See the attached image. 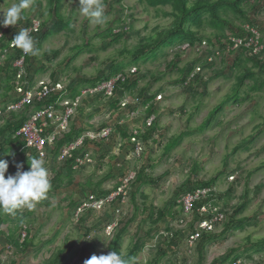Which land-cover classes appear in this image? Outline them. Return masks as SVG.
Instances as JSON below:
<instances>
[{"label": "rangeland", "instance_id": "374dc122", "mask_svg": "<svg viewBox=\"0 0 264 264\" xmlns=\"http://www.w3.org/2000/svg\"><path fill=\"white\" fill-rule=\"evenodd\" d=\"M18 2L19 0H3L0 4V17H3L10 6ZM104 3L107 18L104 24L96 25L79 12V0H71V4L69 0H61L59 11L68 21V27L47 37L38 48L39 54L33 60V68H38L37 66L40 65L43 72H37L33 79L49 78L51 72L56 76V80L63 83L82 78H93L101 71L107 75L109 71L107 66L111 61L125 63L126 70L132 67L137 68L138 83L135 93L144 87L145 95H158L155 100L158 120V133L155 139L158 143L145 144L144 155L129 162L131 169H138L147 162L146 159L149 158L151 161L152 168L149 173L157 181L155 185L140 188L143 196L147 197L148 201L157 208H168L171 199L175 198L173 194L176 189L188 177H192L189 169L193 161L198 166L197 179L206 180L216 177L213 188L217 192L224 193L228 187L231 188L229 198L223 196L221 199V202L227 204L229 212H231V207L242 201V193L246 190L247 206L236 218L256 215L255 220L251 219L243 230H232L224 238H218L208 244L204 249L202 264H210L215 259L222 262V258L229 253L230 249L237 250L239 257L236 264L237 262L241 264L254 262L250 259L258 253L244 252L243 249H248L249 243L264 238V89L256 90V92L248 91L249 94L244 92L246 94L244 99L242 95L234 94L233 97H236L238 103H222L226 95L233 94L231 89L239 73V70L230 67L231 62L226 63L225 61L219 74L218 72L210 73L206 67L200 69L199 73L205 77L207 82L195 88L196 92L190 93L184 90L175 82L180 77L178 69L187 67L198 57L196 51L183 50L185 42L164 47L150 57L142 56L137 59L136 64H132L133 62L128 59L129 55L123 54V51H132L139 39L145 36L153 38L158 30L170 25L173 19L170 15H163V12L147 7L142 0H107ZM162 10L170 11V8L164 7ZM28 11L38 20L47 18L46 0H33ZM258 12L259 17L251 16V20L256 25H263L264 28V13L262 14L260 10ZM52 21L53 19L48 20L49 23ZM197 28L198 26L190 24V29ZM202 29L206 34L210 32L207 28ZM109 31L112 34L121 31L125 35L115 42L114 36L106 37ZM81 46L80 50L77 49ZM50 51L56 52V55L50 56ZM236 54L237 52L232 53L230 58ZM172 61L176 62L174 67L170 64ZM255 78L260 83H264V70ZM249 81L246 82L251 84V80ZM242 89L245 90V87ZM134 101L136 102L135 99ZM220 104L222 107L226 106L223 113L217 114L204 129H199L198 126L205 120L208 113ZM105 105L103 100H98L95 104L84 106L80 114V125L82 127L92 125L96 128L104 122L112 121L106 113ZM138 107L141 108V105L138 104ZM85 117L87 120H82ZM182 131L190 132L189 136H186L168 156H162V146L166 140ZM249 137L250 142L242 145V149L235 151L236 145L242 139L249 140ZM115 145L113 141L109 149L101 148L103 152L105 151L102 156L99 153L101 150L92 151L90 149L89 153L91 152L94 163L86 164L83 170L75 175L74 183L60 189L57 195L48 198V205H43L41 202L35 204L32 208L34 215L29 218L31 219L30 226L33 228V246L26 252H12L9 249L1 251L0 264H6L9 260H13L14 264H46L48 257L56 247L66 248L67 245L71 246L66 250L74 253L73 259H68L67 264H84V261L92 255H107L110 252L108 249L109 234L104 232L103 228L107 221L105 215L110 214L109 210L105 207L100 214L95 212L85 215L86 221L80 225L74 221V218H71L67 201L70 196H72V201L78 202L82 199L83 196L76 187L77 183L95 182L100 175L113 168L114 155L111 151ZM121 153L125 154V150ZM49 161L45 159L44 164L49 172V179H51L54 172L50 168L52 162ZM53 165L55 168L61 167ZM230 177L232 180H229ZM113 183L114 179L109 178L105 185L111 186ZM176 208L171 207V212L177 210ZM131 213L132 207L127 202L116 217L125 221ZM100 219H104V223L100 222ZM228 220L229 218H226V222ZM168 223L173 229L182 227L176 224L175 217L164 219L156 229L157 231L152 232L153 239L147 241V245L137 256L138 264H147V261L151 259L153 254L150 248L155 250L158 241L156 238ZM148 226L149 221L144 219L143 215L138 214L123 238L121 252L126 253L129 244L135 238L136 230L139 231L140 236H143ZM82 228H88L94 232V241L92 239L89 242L81 240ZM0 229L5 231V226L0 225ZM221 229L218 228L215 233L218 234ZM194 250L180 240L178 244L172 246V250L167 252L159 264H196L197 254ZM262 255V260H264V253ZM258 256L260 255L253 256V259L257 260Z\"/></svg>", "mask_w": 264, "mask_h": 264}, {"label": "trees", "instance_id": "16d2710c", "mask_svg": "<svg viewBox=\"0 0 264 264\" xmlns=\"http://www.w3.org/2000/svg\"><path fill=\"white\" fill-rule=\"evenodd\" d=\"M3 0H0V4ZM107 1V0H106ZM104 1V2H106ZM145 5L149 8H152L158 12H163V15H170L172 21L170 25L165 27L162 30H158L153 38L143 37L139 39L137 46L132 51L124 50L123 54H128V59L132 61V64H136L137 59L142 56H152L158 50L172 46L178 43H189L190 46L200 45L202 41L206 43L205 52L207 56L200 52L197 53L198 57L195 61L191 62L187 67H181L178 69L179 79L175 82L180 86H183V82L187 81L190 73L194 71L195 68L206 67L214 74L219 69V65H224L225 61L231 62L230 67L232 69L236 68L239 70L238 75L235 77V85L231 89L233 94H229L222 100V103H238L236 97H233L234 94L242 95V99L246 98V92L256 90L261 91L264 89V83L256 80V76L262 73L264 70V59L262 55L264 54V32L261 29V26H257L252 22L251 16L259 17V10L264 11V0H142ZM47 2V11L46 16L42 20H39V30L32 37L35 40L36 48H40L43 41L50 36L55 35L61 29H67L68 21L60 14V3L61 0H46ZM105 4V3H104ZM169 7L170 11H163L162 8ZM31 10V9H30ZM37 17L30 14L28 9L24 10V18L20 20L16 26H9L7 29L3 28V17H0V32H2L0 38V50L6 48L9 44V40L14 38L15 35L21 30L25 25H30L32 19ZM53 19L52 23H49L48 20ZM49 23V24H48ZM198 26L197 29H190V24ZM264 23V21H263ZM48 24V25H47ZM204 26V27H203ZM246 26L249 28H256L259 33L258 43L262 45V49L258 51L257 54L252 55L251 49L241 46L235 50H230L233 46L232 38H240L242 40L254 37ZM202 28H207L210 30L206 34L205 30ZM158 29V27H154ZM125 35L124 32L118 31V33L112 34L110 31L106 35L114 36L115 42L122 39ZM84 47V46H83ZM81 47H77L80 50ZM237 52L236 56L230 58L232 53ZM50 56L54 57L56 52H52ZM43 54L47 55L43 52ZM126 54V55H127ZM151 54V55H150ZM22 55V51L16 47L8 49V54L3 65L0 66V109H4L6 104L9 102H16L18 97L13 94L14 85L13 77L15 74V68L12 67L11 62L14 59L19 58ZM208 56L211 57V61H208ZM177 59V56L174 55ZM37 56H24V62L27 66V70L31 77L37 75V72H43V69L39 66L38 68H33V60ZM171 66H175L176 62L172 61ZM125 63L111 61L107 66L109 69L108 74L105 75L103 71L97 74L93 78H82L77 80H71L68 82L67 91L68 96L72 97L78 94L80 87L83 86H94L102 80H108L111 77H115L118 74L125 75L126 69ZM125 69V70H124ZM137 69V68H136ZM138 70V69H137ZM254 70H258L255 72ZM212 74V75H213ZM138 71L129 78H126L124 81L117 80L114 84V89L112 96L104 98L101 95H95L88 101H83L82 105L77 109L76 114H80L84 106L88 104H95L98 100H103L107 108L106 113L109 114L112 121L111 123H102L100 127L94 128L92 125H80L78 122L76 114H74L69 120V127L66 133L58 136L52 147L47 148L49 155L46 159L52 162L51 170L54 172L53 176L50 179L51 189L47 194V197L39 202L43 205L49 204V199L51 196L57 195L60 189L70 186L74 183L75 175L83 170L85 165L78 166V168H73L75 159L77 157H83L84 154H88L90 162L93 160L90 149L92 151L101 150L105 148L107 150L110 148V144L115 141L117 151L114 152V147H112L111 153L114 155V163H112L111 170L104 172L100 175L95 182L85 181L77 183L78 191L82 194V199L77 201H72L69 197L67 201V206L70 211L71 218L74 217L75 211L84 203L90 201H99L103 200L102 208L96 210L93 207H84L78 220L77 224L83 225L86 221V216L90 213L100 214L105 207L109 210L110 214H106L105 218L107 221L104 223V219H100V222H103V228L114 222L113 228L110 230L109 234V251H117L120 253L122 258L125 260L132 259V264H138L136 262L137 256L143 251L144 247L147 245V241L153 239L152 232H156L159 228V224L164 219H173L177 221L176 224L181 226L179 223V218L186 220L191 218V221L182 225L181 229H173L172 227L166 224L163 227V231H160L158 238H156L157 243L155 245V250H152L151 259L147 261V264H159L161 260L167 255V252L172 250V246L178 244L182 240L186 245V235L195 228L197 221L203 217L209 216L210 213L208 210L207 213L201 212L200 209L203 204L208 201L213 206L218 208V211L222 213L223 220L221 222V231L216 234L215 232L202 233L199 239L196 241V244L192 247L196 250L197 262L196 264H202L204 249L205 247L217 240L218 238H224L227 233H230L232 230H243L245 225H248L251 219L255 220L256 215L249 217H244L237 219V215L245 209L247 206V191L244 190L242 193V201L239 204H235L231 207V212H229L226 207L227 204L221 202V199L224 197L229 198L232 190L228 187L224 193L217 192L214 190V185L216 183V177L208 178L206 180L197 179L196 171L198 169L197 163L193 161L190 170L192 177H188L179 188L176 189L173 196L174 199H171V204L166 209H161L153 206L147 197L143 196V193L140 191L142 186L146 185H155L157 179H154L149 171L152 168L150 159H146L147 162L141 165L138 169H131L129 167L130 161H135L144 155V145H148L149 142L157 144L158 141L155 139L156 134L158 133V120L156 116V106L153 102L156 95H145L146 89L141 87L135 93V87L137 86ZM210 75V76H212ZM53 80L56 79V76L53 72L49 75ZM251 80V84H248ZM195 84H206V81L203 80L201 73H196L194 77L188 81L187 86L184 87V90L189 91L190 93L196 92ZM245 87V90L242 88ZM245 92V93H244ZM245 94V95H244ZM249 94V93H248ZM130 98V100H129ZM126 99L127 103L124 107L120 106V102ZM136 100V102L134 101ZM236 99V100H235ZM55 100V97L50 98L48 101ZM141 105V108L138 107V104ZM41 104H29L21 108V110L16 112H9L4 116L3 123L0 125V159L6 160L9 164L8 170L5 173L7 175L10 172H17L16 165H21V169L27 171L29 169L28 160L36 158L35 152L31 149L24 146V142L19 136H14L15 132L22 126L28 116L40 108ZM222 104L215 106L207 115L205 120L201 122L198 126L199 129H204L208 126L212 120L219 114L223 109ZM81 109V110H80ZM156 110V111H155ZM136 111V115L131 116L130 113ZM153 116L154 119L149 126H146L145 119L147 117ZM87 117V116H86ZM87 118H90L91 116ZM81 121V120H80ZM115 122V124H114ZM87 124V123H86ZM87 126V127H86ZM105 127H111V132L106 139L95 138L93 140L85 137L82 141V145L71 152V157H65L60 161H57V156L60 152V149L79 137L87 130L98 131ZM190 132L182 131L174 136H171L164 145L162 146V156H168L175 148H177L183 139L186 136H189ZM252 139V137H251ZM110 141V142H109ZM249 140L242 139V141L236 145L234 148L235 151L239 150L242 145H246ZM139 144L140 153L138 156H132L135 145ZM21 149L20 151H18ZM242 149V148H241ZM125 150V154L121 152ZM110 151V150H108ZM102 156V150L99 151ZM121 153V155H120ZM17 158V159H16ZM49 161V162H50ZM120 162V165L117 163ZM53 164H56L58 168H55ZM90 164V163H88ZM133 173V177L128 180L125 187V201L122 202L123 194L118 193L110 201H105L108 196L112 193L117 192L120 186L123 183V180L130 174ZM109 178L114 179V183L111 186L105 185ZM195 178V179H194ZM209 189L208 197L197 200L194 203V207L191 213L187 216L183 215L181 212V203L179 199L186 194L192 193L197 189ZM144 197V198H142ZM49 198V199H48ZM142 199V200H141ZM129 202L132 207V213L129 218L125 221L117 219L116 215L119 214L122 207ZM177 207V210L171 212V207ZM34 210L23 208L17 212L13 217L11 215L0 212V225L5 226V231L0 229V252L5 250H10L12 252H26V250L33 246V228L30 226V216L33 214ZM143 215V218L149 221V226L144 231L143 236H140L139 231H135V238L129 244L126 253L121 252V247L123 244V238L127 233L129 225L135 220L137 215ZM230 214V216H228ZM226 218L229 220L226 222ZM162 220V221H161ZM28 224V225H27ZM9 225V226H8ZM25 226V237L21 238L22 227ZM82 241L89 242L91 239H94V232H91L88 228H82ZM103 230V229H102ZM55 236V235H54ZM94 241V240H93ZM92 242V241H91ZM71 246V245H70ZM70 246L67 245L66 248H55V251L51 253L48 257L46 264H67L70 259H73V252H68L66 249ZM248 249L244 252L250 253H260L264 252V238L258 239L254 243L248 244ZM194 250V251H195ZM238 254L236 249H230L229 253L222 258V262H219L217 259L212 261L210 264H235L238 259ZM249 258V256H248ZM69 259V260H68ZM262 258L258 261L257 264H263ZM3 262V261H2ZM78 263V262H77ZM6 264H14L13 260H9Z\"/></svg>", "mask_w": 264, "mask_h": 264}, {"label": "built area", "instance_id": "2783aa9c", "mask_svg": "<svg viewBox=\"0 0 264 264\" xmlns=\"http://www.w3.org/2000/svg\"><path fill=\"white\" fill-rule=\"evenodd\" d=\"M9 26H3L2 29H7ZM22 28H27L29 30V34L33 36L39 30V20L32 19L30 25H25ZM254 37L242 40L240 38H232L233 46L230 50H235L241 46L245 48L251 49L252 55L258 53L261 50L262 45L258 43V38H260L258 31L256 28H249L246 26ZM2 32H0L1 38ZM13 40L11 38L9 40V44L6 48L0 50V66L4 64L8 49L13 48L10 42ZM206 43L202 41L200 45H194L192 49L197 53L204 52L205 56L207 53L205 52ZM189 44H185L183 49H190ZM25 54L22 52V55L14 59L11 62L13 68H15V74L13 77V85H14V92L13 94L18 97L16 102H9L6 104L4 109H0V125L3 123L4 116L9 112H16L21 110V108L25 105L29 104H41L40 108H38L35 112H33L30 116L27 117L25 122L22 126L15 132L14 136H19L22 141L24 142V146L26 148L31 149L35 152L36 156L43 161L49 155L47 148L52 147L55 139L66 133L69 127V120L70 118L76 114L77 109L82 105L83 101H88L95 95H101L104 98H108L112 96V92L114 89V84L117 80L121 82L125 80L126 75L118 74L115 77H112L108 80H102L99 83L95 84L94 86H83L80 87L79 92L75 96H68L67 85L68 83H63L60 80H53L51 77L49 78H42V79H33L31 77L27 66L24 62ZM208 61H211V57L208 56ZM134 69L130 70V73H133ZM200 72V68H195L192 73L185 81V85H187L188 81L191 80L196 73ZM55 97V100L51 102L48 101L50 98ZM158 98V96H157ZM127 103L126 99H123L120 102V106L124 107ZM131 116L136 115V111H132L130 113ZM153 120V117H149L145 119L146 126H149ZM110 133V128L105 127L98 131L87 130L83 136L79 137L75 141L64 145L57 156V161L62 160L65 157H71V152L80 147L82 145V141L85 137L93 140L95 138L98 139H106ZM19 149L18 151H20ZM140 153V146L137 143L133 152L131 153L132 156H138ZM90 162L88 158V154H84L83 157H77L75 159L73 168H78V166L85 165ZM21 171H25L20 169ZM16 172H10L5 177L9 175H15ZM133 177V173H130L124 180L120 188L117 192L112 193L108 196L105 201H110L115 195L118 193L123 194L122 202L125 201V187L128 180ZM232 178V177H230ZM209 189H197L192 193L184 194L181 199H179V203H181V212L183 215L187 216L193 210V205L197 200L205 199L208 197ZM103 200L99 201H90L88 203H84L78 207V209L74 213V221H77L81 210L84 207H93L96 210H100L102 208ZM209 211L210 215L203 217L199 221L196 222L195 228L193 231L187 233L186 235V245L187 247L191 248L195 245L197 239L200 237L202 233L211 232L221 224L223 220V215L221 212L218 211V208L213 206L211 203L206 201L205 204L201 207L200 211L207 213ZM179 223L185 225L191 218L189 219H182L179 218ZM181 225V226H182ZM111 226H108L109 229ZM25 237V226L22 227L21 231V238L22 240ZM237 264H241L237 262ZM244 264V263H243Z\"/></svg>", "mask_w": 264, "mask_h": 264}, {"label": "clouds", "instance_id": "9594fccd", "mask_svg": "<svg viewBox=\"0 0 264 264\" xmlns=\"http://www.w3.org/2000/svg\"><path fill=\"white\" fill-rule=\"evenodd\" d=\"M69 2L71 4V0H69ZM32 3L33 0H19L18 3L10 6L3 15V26H16L17 23L24 18V10L30 8ZM79 5V12L84 17L88 18L91 23H94L96 25H102L105 23L107 17L103 0H79ZM10 44L20 49L25 55L37 56L39 54V49L35 46V40L29 34V30L27 28H21V30L10 42ZM190 47V49L183 50L194 51L192 49V46ZM131 69H134L133 73H130ZM136 71L137 69L134 67L127 69L125 72L126 78L134 75ZM203 80H206L205 77H203ZM184 83L185 82H183V86L186 87L187 85H185ZM200 85L195 84L196 88H198ZM157 96L158 95H156L155 99L153 100L155 106L157 105V103H155V100H157ZM109 128L111 132V127ZM114 150L117 151V148H115ZM89 163L93 164L94 160ZM117 163L120 165V162ZM28 165L29 169L27 171H21L20 169L22 166L16 165L17 172L15 173V175H9L6 178L5 173L8 170L9 164L6 160L0 159V212L14 217L19 210L23 208L32 209L35 207V204L37 202L47 197V194L51 189V183L49 179V172L45 167L44 161L36 157L32 158L30 162L28 160ZM229 180H232V178H229ZM115 221L104 227V232H107L108 234L113 228ZM108 226L111 227L108 229ZM218 228H221V224L215 227V229L211 232H216ZM263 253L264 252L255 254L260 255L258 256L257 260L253 259V256H255L253 255L250 260H253L254 262H249L248 264H257L258 261L263 257ZM132 259L125 260L124 258H122L119 252L110 251L107 255H92L89 259L84 261V264H132Z\"/></svg>", "mask_w": 264, "mask_h": 264}, {"label": "crops", "instance_id": "0c3cea01", "mask_svg": "<svg viewBox=\"0 0 264 264\" xmlns=\"http://www.w3.org/2000/svg\"><path fill=\"white\" fill-rule=\"evenodd\" d=\"M263 13H264V12H262V14H263ZM255 24H256V23H255ZM257 26H259V24H258ZM261 27H262L261 29L263 30V29H264V28H263V25H261ZM262 58H264V54L262 55ZM219 69H222V68H221V65H219ZM209 72L212 73V72H211V69L209 70ZM217 72H218V74L221 73L220 71H217ZM210 77H211V76H210ZM225 107H226V106H225ZM80 110H81V109H80ZM223 110H224V109H223ZM223 110L219 113L220 115L223 113ZM76 117H77L78 122H80V111H79V113L76 114ZM108 122H109V121H107L106 123H108ZM107 157H108V156H107Z\"/></svg>", "mask_w": 264, "mask_h": 264}]
</instances>
